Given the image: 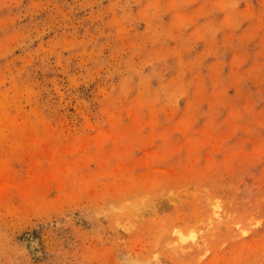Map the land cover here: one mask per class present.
<instances>
[{"label":"rangeland","instance_id":"obj_1","mask_svg":"<svg viewBox=\"0 0 264 264\" xmlns=\"http://www.w3.org/2000/svg\"><path fill=\"white\" fill-rule=\"evenodd\" d=\"M0 102V264H264V0H0Z\"/></svg>","mask_w":264,"mask_h":264},{"label":"bare ground","instance_id":"obj_2","mask_svg":"<svg viewBox=\"0 0 264 264\" xmlns=\"http://www.w3.org/2000/svg\"><path fill=\"white\" fill-rule=\"evenodd\" d=\"M8 98V97H7ZM1 103V102H0ZM6 104H7V102H6ZM9 104V103H8ZM8 106V105H7ZM2 108V107H1ZM4 108V107H3ZM18 108V107H17ZM4 117V116H3ZM91 191V190H90ZM171 193V192H170ZM90 195V194H89ZM181 197V196H180ZM172 198V197H171ZM169 199V198H168ZM172 200V199H171ZM140 204V203H139ZM153 204V203H152ZM129 207H131V206H129ZM137 208V207H136ZM132 210H134V208H132ZM153 210V209H152ZM146 211V210H145ZM138 213V212H137ZM215 214V213H214ZM141 218V217H140ZM142 219V218H141ZM200 247V246H199ZM189 250V249H188Z\"/></svg>","mask_w":264,"mask_h":264}]
</instances>
